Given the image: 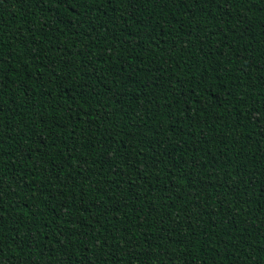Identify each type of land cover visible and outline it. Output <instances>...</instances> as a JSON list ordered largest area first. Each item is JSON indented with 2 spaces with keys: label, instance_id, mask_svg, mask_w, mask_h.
Returning <instances> with one entry per match:
<instances>
[{
  "label": "trees",
  "instance_id": "1",
  "mask_svg": "<svg viewBox=\"0 0 264 264\" xmlns=\"http://www.w3.org/2000/svg\"><path fill=\"white\" fill-rule=\"evenodd\" d=\"M0 264H264V0H0Z\"/></svg>",
  "mask_w": 264,
  "mask_h": 264
}]
</instances>
